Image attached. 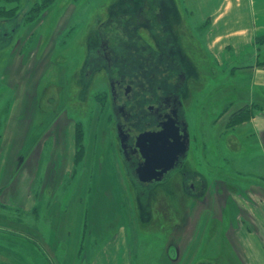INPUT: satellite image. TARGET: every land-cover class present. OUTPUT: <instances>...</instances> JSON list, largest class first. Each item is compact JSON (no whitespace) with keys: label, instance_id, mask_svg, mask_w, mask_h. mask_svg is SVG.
I'll return each mask as SVG.
<instances>
[{"label":"rangeland","instance_id":"rangeland-1","mask_svg":"<svg viewBox=\"0 0 264 264\" xmlns=\"http://www.w3.org/2000/svg\"><path fill=\"white\" fill-rule=\"evenodd\" d=\"M173 2L183 13V20L186 22L188 32L196 38L198 44L195 46L199 45L197 47L200 48L201 58L208 62L204 61L205 73L200 72V78L196 81L192 80V85H196L198 90L202 89L198 97L207 99L201 107L203 123L208 124L211 118L210 100L208 99L212 97L211 90L219 94H223L231 88H235V91L240 90L242 93H239L238 98L247 105V108L242 110L239 115L232 114L239 134H232L235 138L234 141L238 142L236 150H227L223 145L222 137L224 135H217L218 127L212 131L208 126L209 132L203 131L202 134V131L198 132V136L200 133L203 141V143L200 141L202 150L206 151L205 157L207 160L210 159L211 167L203 174L206 180H210L216 175L212 171L219 170L221 171L217 174L219 177L230 178L239 183L241 187L251 188L253 194L255 192V200L262 205L260 210H256L251 206V209H248L238 204L240 211L238 216L241 218L239 225L242 226L243 223L252 232L254 231L248 233V237L245 239L239 237L237 223H234V219L226 214L220 225L216 242L212 244L211 241L216 235L218 222H214V227L212 225L211 232L207 234L210 242L206 244V248L203 247V251L213 250L216 245L215 252L200 255L219 260L221 259L220 255H223L222 261L218 264H227L226 258L230 256L228 250H231L234 257L238 252L236 248L241 247L242 243L254 250L264 251L262 249L264 246V94L259 88L254 92L251 89L252 79L250 72L245 70L248 67L245 64L253 62L252 59L243 58L234 67L231 66L232 62L227 58V54L216 59L203 43L201 36L205 32V25L198 22L192 0H173ZM155 5V0H0V28H2L0 31V87L2 82L10 77L14 80V85H18V89L21 90V94L17 96V89L11 85L0 88V135L3 133L7 117H14L16 122L24 121L23 118L30 120L34 106L38 101L43 102L44 107H41L34 115V125L31 126L33 133H42L53 114L57 113V109L64 108V106L69 111L68 115L75 117L76 127L81 131L79 145L76 143L75 146L74 161L77 175H81L83 171L89 175L88 196L90 202L84 227L85 231L89 233L83 239L78 261L80 264L88 258V252L92 246L108 240L106 237L116 225L123 224L130 229L133 234L131 236H134L137 244L142 246L144 243L139 241V235L144 227L140 220L145 218L150 226L153 224L152 229L149 227L150 230L163 232L167 235L169 230L175 226L174 223H179L183 219L186 209L191 211L188 220L193 227L190 230L192 235L186 244L185 252L191 249L194 251V256L186 255V259L181 264H189L201 248V244L199 249L197 248V228L202 224L203 218L201 219L202 214L199 213V210L203 208V204L190 201L187 191L180 187L179 182L178 185L173 184L168 188H157L156 190L152 187L134 189L132 184L128 189L124 184L125 178L122 177L123 175L118 169L120 159L116 155L114 127L110 120L108 84L103 79H89L84 74L92 60L90 55L92 56L93 41L88 38L91 36L94 41H98L100 37L107 36L111 44L122 41L121 46L119 45L120 53L123 50L124 53L129 52V54H123L125 63L122 73L124 74L123 82H129L139 87V97L136 100L151 101L148 93H152L153 88V92L159 93L158 87L160 84H165L164 82L168 80L166 77L172 80L177 78L176 71L166 73L162 63L156 61L154 65L150 61L136 60L131 56L134 52L136 53V50L138 52V48L151 49L153 42L146 37L145 33L135 35L136 41L126 38V34L132 32L130 25L134 21L130 10L139 6L146 11L149 6H154L152 9L156 13L157 5ZM126 10L128 12H124ZM9 20L16 31L4 39L2 33L9 29L5 25L9 23ZM2 22H5L3 27H1ZM96 43L94 42V44ZM147 43L148 45H145ZM181 43L186 45L184 40H181ZM142 44L145 46L143 47ZM163 45L161 44L160 48L159 45L157 46L161 52L164 49ZM186 48L188 56L194 62V59L199 55L191 51L189 45ZM85 59L89 61L83 65ZM257 59L259 60L261 57ZM209 63L213 65L210 67L213 69L212 73L207 71ZM115 70L116 67L113 71ZM124 70L126 71L124 72ZM38 80L36 96L35 93H32L28 108L21 113V116L19 115L20 117H17L20 110H15L14 101L19 96L27 97L26 101H29V97L25 93L32 91L36 84L35 81ZM45 102L51 103L46 105ZM194 103L196 104V101H193L189 111L192 130L195 119ZM51 104L53 106H50ZM219 107L221 105L218 103L216 109ZM43 120V125H41ZM49 128L52 129V124ZM237 129L233 133H236ZM250 135L260 139L263 145L262 152L258 155L252 152L250 154L247 144L242 140L243 137ZM198 136H195V141L198 140ZM234 147L235 144L231 148ZM204 163L202 161L203 167ZM210 168L212 171L209 170ZM126 178L128 180L127 175ZM76 180L78 181V179ZM65 185L62 186L66 187ZM59 192L61 193V191ZM211 192V196H214V188ZM221 205H219V209H221ZM142 209L148 210L151 215L149 217L142 215ZM249 213L250 217L244 219V215L247 216L246 214ZM2 216L7 222H0V264L62 263V248L54 240L49 238L51 244H54L53 252L57 255L52 253L56 258L54 261L51 260L52 254L48 253L50 258H47L42 250L35 249V242L38 240L33 234L34 226H36L33 214L25 217L22 212L18 211V208L0 203V218ZM48 223L45 220L38 223L39 229L41 227L45 234L49 228ZM257 231L260 232V239L255 237ZM230 241L233 243L232 245H230ZM161 242L159 241L156 245L159 246ZM43 245L44 243H42ZM234 246L236 247L233 248ZM223 251L225 253L222 254ZM144 256L145 260L149 261L148 264H157L158 258L154 254L140 255L137 260L140 261ZM235 264H240L239 259L235 261Z\"/></svg>","mask_w":264,"mask_h":264},{"label":"flooded vegetation","instance_id":"flooded-vegetation-1","mask_svg":"<svg viewBox=\"0 0 264 264\" xmlns=\"http://www.w3.org/2000/svg\"><path fill=\"white\" fill-rule=\"evenodd\" d=\"M155 3L157 5H155L157 7L156 13L152 9L154 6H149L146 11L139 6L131 8L130 10L132 17H134V21L130 25L132 32L131 34L127 33L126 38L128 37L127 39L136 41L134 38L135 35L145 33L146 37L150 38L153 42L151 49L138 48V52L136 50V53L134 52L131 56L136 60L150 61L154 65L156 61L162 63L167 71L166 73H173L176 71L177 78L175 77V79L172 80L166 77L168 80L164 82L165 84H160L158 87L159 93L153 92V88L152 93H148L151 101L144 100L143 102L136 100L139 97V87L129 82H123L124 74L122 73L125 64L123 54H129V52L124 53L123 50V52L120 53V44L122 41L121 43L117 41L111 44L110 39L102 35L98 40L99 42L94 41L91 36L88 38L93 41V44L94 42L97 43L94 45L92 44V56L90 55V58L92 57V60H90L91 64L84 74L89 79H103L106 84H108L109 107L111 110L110 120L114 127L116 155L120 159L118 169L121 175H123L122 177L125 178L124 184L127 185L128 189H130L129 185L132 184L134 189L139 187H152L156 190L157 188H168L173 184L178 185L179 182L180 187L187 191L190 201L203 204V210H199V213L202 214V217H200L203 219L202 224L197 228L198 249L201 244V248L197 255L213 254L216 245L213 250H206V252L203 251V247L206 248V244L210 242L207 234L211 232L210 229L212 225L214 227V222H218V226L216 224V235L211 241L212 244L216 242L217 235L220 232V225L223 221V217H226V214H229V216L234 219L233 222L237 223L239 237L245 239L248 237L250 231L245 224L242 223V226L239 225V223H241V218L238 216L240 214L238 204L248 209H251V206L256 210H260L262 205L255 200V192L253 194L251 188L241 187L239 183L230 178L219 177L217 175L221 172L219 170L212 171L210 168L209 170L216 175L212 179L206 180L203 174L207 172L208 168L211 166L209 165L210 159L207 160L205 157L206 151L202 150L201 142L203 143V141L201 139V134L203 131L209 132V129L213 131L214 128L218 127L217 135H224L222 137L223 145L227 150H236L238 142L234 141L235 138L233 135L238 134V129L233 122L232 114L239 115L242 110L244 111L247 108V105L242 99L238 98L239 93H242L240 90L235 91V88H231L223 94L214 93L211 90L210 94H212V97L208 98L210 100L209 113L211 118L208 124L203 123L201 107L207 99L204 100V98L198 97L202 89L198 90L196 85H192V80L194 79V81H196L200 78V72L205 73L203 69L205 59L201 58L200 48L197 47L199 45L195 46V44H198L196 38L188 32L186 22L183 20V13L180 12L173 0H155ZM158 3L160 4L158 5ZM124 12H128V10ZM10 21L11 20H9L8 24H5L9 29L4 30L2 33L4 39L9 34L16 31ZM3 23L5 22L1 23V27H3ZM126 27L128 29L127 25ZM0 31H2V28H0ZM134 31L135 33H133ZM181 40L185 41V46L182 45ZM161 44H164L163 52L159 49ZM135 45H137L136 42ZM142 45L144 47L148 45V43ZM158 45L159 48L157 47ZM187 45H189L191 51L199 55L198 58L194 59V62L188 56ZM88 61L89 60L85 59L83 65H86ZM212 66L211 63L207 64L208 72L212 73L213 69H210ZM115 67L116 70L113 71ZM125 71L126 70H124V72ZM35 83L34 92L36 96L39 80L35 81ZM10 85L17 90L19 88L18 85H14V80L10 77L2 82L0 88H6ZM193 101H196V104L194 103V131L190 125L189 117V111L191 109L190 107L193 105ZM218 103L221 107L216 109ZM232 106H234L233 109ZM40 108V101H38L37 105L34 106V111H32V120L37 113L36 111L40 110ZM51 113L53 114V112ZM68 113L69 111L66 106L59 110L57 109V113L53 114L49 124L44 128L46 130L48 129V132L55 133L60 131L65 122L74 121L77 125V121L74 120L75 117L73 118L68 115ZM43 122L44 120L41 122V125H43ZM167 122L172 123V128L176 130L175 133L180 135L187 134L188 147L183 154L177 157L174 166L165 171L159 179L143 181L139 177L138 170L144 161V157L137 143V138L140 133L160 130ZM50 124H52V129L49 128ZM236 129L237 132L233 133ZM199 131L202 132L201 134L199 133L198 136ZM196 135L198 136L197 141L194 140ZM242 140L247 144L250 154L252 152L258 155L262 152L263 145L260 139L256 137L253 138L250 135L243 137ZM232 143L235 144L234 148H231L234 146ZM22 160L23 157L18 156L16 161L12 164L11 169L13 171L18 169V163L20 165ZM202 161L205 162L204 167L202 166ZM176 180H178L177 183ZM213 188L214 196H211ZM135 194L138 196L136 191ZM219 205H221V209H219ZM142 212V215H147V217L151 215L148 210L142 209ZM190 212V209H186V214H184L183 219L179 223H174L175 226L169 230L171 236L167 238V244L174 247L175 254L177 253V255H180L183 245L188 243L192 235L190 234V230L193 225L192 223L190 224L188 220L191 214ZM243 253L249 255L251 259L253 255L256 254L257 256L255 250L245 244ZM174 258L175 256H172V259Z\"/></svg>","mask_w":264,"mask_h":264},{"label":"crops","instance_id":"crops-1","mask_svg":"<svg viewBox=\"0 0 264 264\" xmlns=\"http://www.w3.org/2000/svg\"><path fill=\"white\" fill-rule=\"evenodd\" d=\"M192 3L198 22L205 25L201 37L210 54L216 59L227 54L232 67L243 58H251L253 62L245 64L248 66L245 70L250 72L252 79L251 89L254 92L259 88L264 94V42L260 41L264 37V0H192ZM259 57L261 59L258 60ZM20 91L17 90V96L21 94ZM34 91L35 87L25 93L29 101L24 96L14 101L15 110H20L17 117L28 108ZM45 103L48 105L51 102ZM40 106L44 107L43 102ZM13 118L7 117L0 135V203L18 208L25 217L33 214L36 223L33 234L38 240L34 246L36 250H42L47 258H50L48 253L56 255L50 238L62 248L61 264H80L78 261L83 239L89 233L84 227L90 200L89 175L84 171L81 175L76 173V124L68 121L59 132L52 133L44 129L42 133H33L31 126L34 125L35 117L33 120L32 116L30 120L19 119L18 122ZM18 156H22L23 160L20 165L18 163V169L13 171L11 166ZM247 216L250 217V213ZM42 220L49 222L46 234L38 227ZM145 220H140L144 227L139 235V241L144 243L142 246L131 236L130 229L123 224L116 225L106 237L108 240L92 246L88 258L81 264H148L145 256L137 260L144 254L156 255L157 264H181L186 255L194 256L191 249L185 252L186 245H183L180 255L175 254L174 247L167 244L170 231L165 235L150 230L153 224L150 226ZM0 222L5 223L7 220L2 216ZM259 234V231L255 234L257 239H260ZM159 241L161 244L157 246ZM236 249L240 264H264V251L255 250L257 256L251 255V259L243 253V244ZM55 255L51 256V260H56ZM172 256L175 258L172 259ZM198 257L208 256L197 255L191 258L189 264ZM227 264H235V261Z\"/></svg>","mask_w":264,"mask_h":264},{"label":"water","instance_id":"water-1","mask_svg":"<svg viewBox=\"0 0 264 264\" xmlns=\"http://www.w3.org/2000/svg\"><path fill=\"white\" fill-rule=\"evenodd\" d=\"M172 128V123L167 122L163 127L155 132L140 133L137 138V143L140 146L141 153L144 157L143 163L140 165L138 174L141 180L147 181L159 179L165 171L172 168L180 154H183L188 147L187 134H177ZM182 137V138H181ZM244 218H249L245 216ZM232 237H234L232 235ZM230 241V245H232ZM234 246L233 248H235ZM229 248V247H228ZM225 251L222 252V254ZM226 262H233L237 259L232 256L230 249L228 250ZM221 259L213 257H198L192 264H218ZM219 258V257H218Z\"/></svg>","mask_w":264,"mask_h":264},{"label":"trees","instance_id":"trees-1","mask_svg":"<svg viewBox=\"0 0 264 264\" xmlns=\"http://www.w3.org/2000/svg\"><path fill=\"white\" fill-rule=\"evenodd\" d=\"M260 41L261 42H264V37L262 38V39H260ZM75 137H76V143H78V145H79V142H78V140H79V137L81 136V131L79 130V128L78 127H76L75 128Z\"/></svg>","mask_w":264,"mask_h":264}]
</instances>
